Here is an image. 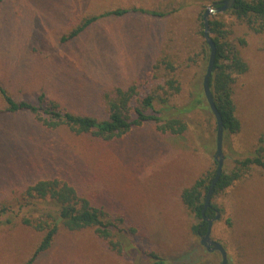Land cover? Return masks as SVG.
Segmentation results:
<instances>
[{
	"label": "rangeland",
	"instance_id": "1",
	"mask_svg": "<svg viewBox=\"0 0 264 264\" xmlns=\"http://www.w3.org/2000/svg\"><path fill=\"white\" fill-rule=\"evenodd\" d=\"M221 1L4 0L0 86L16 100L34 101L44 92L71 113L104 118V95L115 87L135 82L140 95L160 93L158 87L172 75L180 90L168 103L181 107L204 76L199 19L207 6ZM131 7L168 14L104 18L70 43L59 40L84 17ZM211 16L225 22L231 39L244 40L241 53L248 66L233 89L240 130L223 136L222 171L227 173L235 160L264 140V36L230 15ZM163 57L175 68L171 75L163 65L154 67ZM191 57L193 63L187 61ZM181 118L187 124L181 136L162 135L147 124L121 140L104 142L63 127L44 129L28 113L0 114V205L14 202L38 180L60 177L92 206L123 216L126 226L135 229V235L124 240L137 252L120 254L91 230L61 231L35 264H153L144 255L149 251L167 264H220V254L200 244L192 229L199 221L180 198L184 188L216 169L215 120L206 107ZM211 203L218 217L210 236L226 249L230 264H264L263 172L250 168ZM13 209V225H0V264H21L40 239L20 223L25 209Z\"/></svg>",
	"mask_w": 264,
	"mask_h": 264
},
{
	"label": "trees",
	"instance_id": "2",
	"mask_svg": "<svg viewBox=\"0 0 264 264\" xmlns=\"http://www.w3.org/2000/svg\"><path fill=\"white\" fill-rule=\"evenodd\" d=\"M2 1L4 0H0V3ZM136 13L156 18L168 14L135 7L115 8L82 18L75 22V26L67 35L61 36L59 40L64 44L70 43L101 19L121 18ZM224 14L232 16L253 34L264 36V0H236L227 13H221V15ZM208 21L210 37L215 45V59L209 79V89L223 123V136L236 134L240 130V122L235 114L233 89L236 79L245 74L248 69L241 53L244 40L231 39V30L226 28L222 19L210 16ZM198 23V34L202 38V70L205 73L209 47L203 39L202 17ZM187 61L193 63L194 58H188ZM159 65H163L170 75L175 69L165 57L159 59L154 67L158 69ZM158 89L160 93L153 91L140 95L135 82L123 87L117 86L111 94L104 95L105 117L97 118L71 113L65 107L47 98L44 92L38 93L34 101L16 100L0 86V97L4 103L0 114L28 113L44 129L53 131L63 127L75 135H87L104 142H111L121 140L132 129L141 128L147 124L153 125L155 130L162 135L181 136L187 129L186 122L181 118L182 114L199 108H208L202 91V81L194 85L190 100L181 107L168 103L170 96L180 90L178 79L171 75ZM155 104H159V108L156 109ZM250 168H258L264 174L263 139H259L252 152L242 159L235 160L229 172L222 171L213 196L232 186ZM214 173L215 170L201 175L180 194L184 207L199 221L192 227L198 236L203 235L207 229V222L202 219L201 211ZM14 205H18L20 210L25 209L20 223L40 234L38 243L21 264H35L51 249L61 231L79 233L91 230L96 238L117 254L125 250L131 253L138 250L131 241L126 240L125 242L124 240V238H132L135 235V229L126 226L123 216H110L101 208L92 206L88 199L78 195L76 190L60 177L38 180L27 186L14 202L2 203L0 205V225H13L10 215L12 211L15 212ZM217 210L216 206L210 202L204 215L208 219H213ZM144 255L153 264H167L165 259L152 251L144 252ZM227 264H230L228 254Z\"/></svg>",
	"mask_w": 264,
	"mask_h": 264
},
{
	"label": "water",
	"instance_id": "3",
	"mask_svg": "<svg viewBox=\"0 0 264 264\" xmlns=\"http://www.w3.org/2000/svg\"><path fill=\"white\" fill-rule=\"evenodd\" d=\"M236 0H222L216 5L207 6L202 14V24H203V38L206 45L209 47V56L208 62L206 66V70L204 76L202 78V91L204 95V99L208 105L209 111L214 117L216 124V133H215V153L213 155V160L216 164V169L213 178L210 181V185L208 187L207 193L204 198V204L201 211V216L204 221L207 222V229L203 235L199 236L200 244L207 252H218L220 254V264H227V253L222 244L213 241L211 239V225L213 220L218 217V213L216 212V216L213 219H208L205 217L204 212L210 206L211 198L213 197L216 183L218 182L221 174L222 167L224 162V156L222 152L223 146V123L220 117L219 112L217 111L211 91L209 89V79L211 77L214 59H215V45L210 37V28H209V17L214 14H221L228 12L232 6L234 5Z\"/></svg>",
	"mask_w": 264,
	"mask_h": 264
},
{
	"label": "flooded vegetation",
	"instance_id": "4",
	"mask_svg": "<svg viewBox=\"0 0 264 264\" xmlns=\"http://www.w3.org/2000/svg\"><path fill=\"white\" fill-rule=\"evenodd\" d=\"M216 213V212H215ZM215 216H216V214H215ZM200 236V235H199Z\"/></svg>",
	"mask_w": 264,
	"mask_h": 264
}]
</instances>
